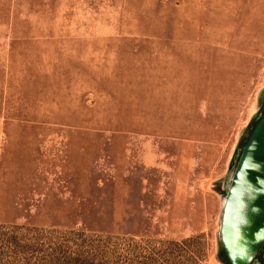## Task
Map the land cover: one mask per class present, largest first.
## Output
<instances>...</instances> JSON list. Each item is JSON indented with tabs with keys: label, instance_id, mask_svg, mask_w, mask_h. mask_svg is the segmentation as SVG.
<instances>
[{
	"label": "rangeland",
	"instance_id": "374dc122",
	"mask_svg": "<svg viewBox=\"0 0 264 264\" xmlns=\"http://www.w3.org/2000/svg\"><path fill=\"white\" fill-rule=\"evenodd\" d=\"M263 89L264 0H0V264H222Z\"/></svg>",
	"mask_w": 264,
	"mask_h": 264
},
{
	"label": "water",
	"instance_id": "95a60500",
	"mask_svg": "<svg viewBox=\"0 0 264 264\" xmlns=\"http://www.w3.org/2000/svg\"><path fill=\"white\" fill-rule=\"evenodd\" d=\"M260 104L237 143L224 191H220L221 180L211 183L215 185L212 190L222 194L216 237L218 249L220 245L228 264H251L264 243V114L259 119L264 109V89L258 97ZM216 259L221 262L218 253Z\"/></svg>",
	"mask_w": 264,
	"mask_h": 264
},
{
	"label": "trees",
	"instance_id": "16d2710c",
	"mask_svg": "<svg viewBox=\"0 0 264 264\" xmlns=\"http://www.w3.org/2000/svg\"><path fill=\"white\" fill-rule=\"evenodd\" d=\"M264 114V109L262 111V114L260 115L259 119L261 118V116ZM257 119L256 121L253 122L252 126H251V129H250V132H249V135L251 134L252 130L254 129V127L256 126L258 120ZM248 135V136H249ZM248 138V137H247ZM247 141L244 140L241 145H240V149L243 148L245 142ZM77 254V255H74V258H70L69 261L67 262V264H76V263H79L80 261H83L82 263H89V262H94L95 260H101L102 258H94L93 256H91L89 253L85 254ZM218 257H219V260L223 263V264H228V261H227V258L223 252V250L221 249L220 245H219V249H218ZM104 258V257H103Z\"/></svg>",
	"mask_w": 264,
	"mask_h": 264
},
{
	"label": "flooded vegetation",
	"instance_id": "af4514ba",
	"mask_svg": "<svg viewBox=\"0 0 264 264\" xmlns=\"http://www.w3.org/2000/svg\"><path fill=\"white\" fill-rule=\"evenodd\" d=\"M251 264H264V243Z\"/></svg>",
	"mask_w": 264,
	"mask_h": 264
}]
</instances>
